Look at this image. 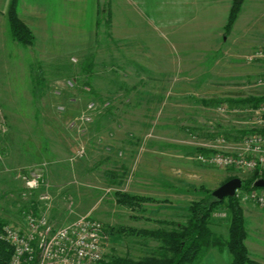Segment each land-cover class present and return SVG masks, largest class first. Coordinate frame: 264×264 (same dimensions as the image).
Wrapping results in <instances>:
<instances>
[{
    "label": "rangeland",
    "instance_id": "obj_1",
    "mask_svg": "<svg viewBox=\"0 0 264 264\" xmlns=\"http://www.w3.org/2000/svg\"><path fill=\"white\" fill-rule=\"evenodd\" d=\"M249 5H242L228 35L230 3L217 12L220 18L209 16L217 9L207 10L206 25H189L180 8L136 27L92 30L86 17L80 27H60H66L60 56L32 49L36 57L25 51L19 60L17 50L25 48L12 42L0 58V220L22 226L26 214L43 212L59 227L90 217L105 230L103 261L160 257L159 240L130 229L169 231V222L185 224L190 203L226 179L242 185L251 179L255 172L193 160L198 149H236L264 132L255 107L227 103L264 96L257 84L261 66L247 61L264 47V10ZM195 13L202 22V9ZM214 100L219 103H201ZM28 173L42 175L34 189L23 179ZM116 192L151 202L130 210L117 204ZM239 205L249 255L264 264V210ZM228 224L219 206L209 227L221 241ZM230 261L226 249L211 247L193 264Z\"/></svg>",
    "mask_w": 264,
    "mask_h": 264
},
{
    "label": "built area",
    "instance_id": "obj_2",
    "mask_svg": "<svg viewBox=\"0 0 264 264\" xmlns=\"http://www.w3.org/2000/svg\"><path fill=\"white\" fill-rule=\"evenodd\" d=\"M247 61L261 66L257 84L264 85V47L256 49ZM255 110L264 116V101ZM215 149L197 152L193 160L207 167L259 174L264 171V132L247 136L236 149L228 144ZM41 178L40 173L23 176L30 189L36 188ZM234 197L264 210V190L240 187ZM105 238L104 227L98 220L83 217L57 227L43 212L26 214L22 226L7 224L0 234V239L12 248L8 264H100Z\"/></svg>",
    "mask_w": 264,
    "mask_h": 264
},
{
    "label": "trees",
    "instance_id": "obj_3",
    "mask_svg": "<svg viewBox=\"0 0 264 264\" xmlns=\"http://www.w3.org/2000/svg\"><path fill=\"white\" fill-rule=\"evenodd\" d=\"M244 0H232L228 11L226 24L224 26V34L228 35L237 20L238 14L242 9ZM8 29L11 39L22 47H29L33 44V34L17 16V0H11L6 12ZM264 101L262 97H251L248 99H233L227 103L231 105L244 106L250 105L257 107L259 103ZM203 105H215L218 101H202ZM200 153H208V150L198 149ZM264 178L258 171L254 173L251 179L246 181L241 188H253V183ZM233 179L230 177L221 184ZM259 189V188H257ZM201 190V189H200ZM263 190V189H260ZM116 202L130 210H135L142 203L151 202V199L129 195L127 193L116 192ZM225 206L228 215L227 240L221 241L211 231L209 227L210 216L219 206ZM173 225L169 231L157 229L155 231L130 229L132 235L146 236L159 240L160 257H147L140 260H132L125 257H112L100 264H193L200 252L207 248H217L219 250L226 249L230 255V264H258L249 256L245 245L246 231L244 226L243 212L239 205V201L235 198H225L217 201L211 194L206 195L202 199L191 202L188 207V218L185 224L169 222ZM7 225L0 220V234ZM12 255V248L0 239V264H8Z\"/></svg>",
    "mask_w": 264,
    "mask_h": 264
},
{
    "label": "crops",
    "instance_id": "obj_4",
    "mask_svg": "<svg viewBox=\"0 0 264 264\" xmlns=\"http://www.w3.org/2000/svg\"><path fill=\"white\" fill-rule=\"evenodd\" d=\"M10 1L0 0V58L6 57L10 49L13 48L12 42L14 41L11 39L6 17ZM231 2L232 0H61V3L65 5V11L61 13L58 10V0H17V16L29 28L34 38L31 46L23 47L24 51L17 50V56L19 60H22L26 57L25 51H28L33 57H36L37 55L32 52V49L42 52L44 48L43 52L46 50L57 52L56 50L61 49V45H59L61 34L66 31V27L65 29L63 27V30L60 27L64 25L80 27L85 24L83 20L86 17L93 27L92 30L101 25L136 27L143 22L152 24L154 20L159 19L158 16H171L172 14L168 13L169 10L180 8L185 11L183 16L189 25H206L207 10L217 9L209 16L220 18L222 15L219 16L217 12L219 10L226 12L228 4L230 3L231 6ZM244 3L250 4L251 9L264 10V0H244ZM216 4H221L223 8H220L221 6L215 8ZM201 9L203 11L202 22L195 13ZM140 20L143 21L140 22ZM79 31L85 32L84 30ZM34 32L39 33V40ZM37 42L39 43L37 44ZM55 55L60 56L58 52ZM252 260L261 264L255 259Z\"/></svg>",
    "mask_w": 264,
    "mask_h": 264
},
{
    "label": "water",
    "instance_id": "obj_5",
    "mask_svg": "<svg viewBox=\"0 0 264 264\" xmlns=\"http://www.w3.org/2000/svg\"><path fill=\"white\" fill-rule=\"evenodd\" d=\"M242 185V182L239 178H233L217 189L212 191L211 195L217 201H222L225 198H232L234 197L235 191L239 189ZM254 188H259L264 190V179H258L253 183Z\"/></svg>",
    "mask_w": 264,
    "mask_h": 264
}]
</instances>
